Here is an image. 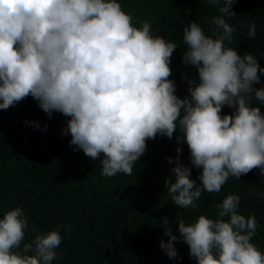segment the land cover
Segmentation results:
<instances>
[{"label": "clouds", "instance_id": "1", "mask_svg": "<svg viewBox=\"0 0 264 264\" xmlns=\"http://www.w3.org/2000/svg\"><path fill=\"white\" fill-rule=\"evenodd\" d=\"M206 3L218 13L208 21L210 35L194 21L183 29L182 62L195 67L197 78L184 75L189 95L180 98L170 79L177 44L154 33L150 22L135 26L119 0H0V110L31 96L50 119L53 112L69 117L62 134L71 135L75 151L99 160L104 177H131L149 140L178 131L181 146L168 158L174 166L165 181L178 209L197 208L203 192L219 193L230 178L239 182L253 169L264 184V86L256 87L264 67L251 52L228 46L237 0ZM248 27L254 39L257 25ZM225 107L231 114H222ZM193 167L202 170L196 180ZM240 205L241 196L229 193L216 205V219H180L179 235L163 218L169 239L161 240V250L177 264V241L196 264H264L252 242L257 218L241 214ZM62 228L70 231L58 225L23 243L34 222L22 207L4 212L0 264H53Z\"/></svg>", "mask_w": 264, "mask_h": 264}, {"label": "trees", "instance_id": "2", "mask_svg": "<svg viewBox=\"0 0 264 264\" xmlns=\"http://www.w3.org/2000/svg\"><path fill=\"white\" fill-rule=\"evenodd\" d=\"M123 10L139 21L152 24L154 33L173 41L178 48L172 56V76L176 94L184 98L189 85L183 78H197V70L182 62L183 29L189 22H197L209 32L208 21L218 15L206 0H119ZM233 11L237 14L228 22L235 27L229 47L241 55L251 52L264 67V0H237ZM255 22L257 35L247 37L249 25ZM261 85L264 86V77ZM264 112V106H260ZM222 114H231L225 107ZM61 113L48 114L38 107L31 96L7 110H0V218L3 213L22 207L34 222L23 243L30 242L37 232L46 234L61 229L62 243L56 250L61 255L53 264H177L161 250L160 242L169 239L163 228L168 218L169 228L179 235L178 222H192L200 215L217 218L216 205L229 193L241 196L240 213L255 215L257 235L253 243L264 253V192L259 169H253L240 181L229 179L219 193L203 192L197 208L178 209L167 193L166 178L170 175L168 158L177 155L180 147L176 137L157 136L147 142V151L134 167L131 177L117 174L101 175L99 160L75 151L70 145L71 135H63L67 120ZM26 122H38L40 127ZM180 156L189 164L190 151L183 144ZM202 170L193 167L192 179ZM197 183L199 181L197 180ZM251 193V194H250ZM180 264H196L189 247L180 241L175 244Z\"/></svg>", "mask_w": 264, "mask_h": 264}]
</instances>
